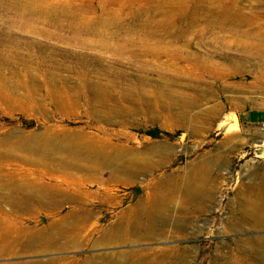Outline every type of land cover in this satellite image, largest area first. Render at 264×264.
<instances>
[{"label": "rangeland", "instance_id": "1", "mask_svg": "<svg viewBox=\"0 0 264 264\" xmlns=\"http://www.w3.org/2000/svg\"><path fill=\"white\" fill-rule=\"evenodd\" d=\"M260 110L264 0H0V264H264Z\"/></svg>", "mask_w": 264, "mask_h": 264}, {"label": "bare ground", "instance_id": "2", "mask_svg": "<svg viewBox=\"0 0 264 264\" xmlns=\"http://www.w3.org/2000/svg\"><path fill=\"white\" fill-rule=\"evenodd\" d=\"M261 144H264V141H262ZM196 174H198L199 177L191 176L188 178L187 183L185 185V191L188 194V196L191 198H195L197 200H206V198L204 197V192L202 190L208 178L206 175V171L204 172V170L199 167L196 171ZM250 201L246 203L247 209L244 210V212L245 213L250 212L249 216L255 222L264 223V196L261 194V196L256 200H250ZM91 260L92 259L86 261L84 264H120L116 260H113L111 257H108L106 259V262L103 263L97 261H91Z\"/></svg>", "mask_w": 264, "mask_h": 264}, {"label": "crops", "instance_id": "3", "mask_svg": "<svg viewBox=\"0 0 264 264\" xmlns=\"http://www.w3.org/2000/svg\"><path fill=\"white\" fill-rule=\"evenodd\" d=\"M257 112H260L261 114L264 115V110H262V111L260 110ZM243 119L246 121H250V122H259V121L264 120V117L263 118H253L251 113H246V114H244Z\"/></svg>", "mask_w": 264, "mask_h": 264}]
</instances>
